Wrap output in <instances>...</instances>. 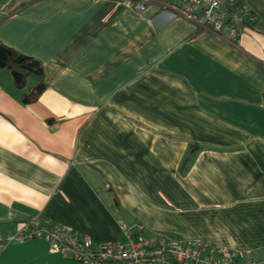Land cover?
Wrapping results in <instances>:
<instances>
[{"label":"crops","instance_id":"obj_1","mask_svg":"<svg viewBox=\"0 0 264 264\" xmlns=\"http://www.w3.org/2000/svg\"><path fill=\"white\" fill-rule=\"evenodd\" d=\"M175 1L0 0V42L45 86L24 105L0 71V234L37 217L94 243L128 231L264 259V0H242L234 42ZM0 264L76 263L33 239Z\"/></svg>","mask_w":264,"mask_h":264},{"label":"built area","instance_id":"obj_2","mask_svg":"<svg viewBox=\"0 0 264 264\" xmlns=\"http://www.w3.org/2000/svg\"><path fill=\"white\" fill-rule=\"evenodd\" d=\"M124 5L132 12L143 10L142 3ZM174 16H181L217 36L226 32L227 42L243 33L253 15L242 0H176L166 5ZM141 229V227H138ZM125 241L94 243L70 227L49 225L37 217L21 223L16 231L0 234V251L11 243L42 239L48 250L76 264H264L252 261L246 252H232L223 246L197 239L176 241L157 234L151 239L124 233Z\"/></svg>","mask_w":264,"mask_h":264},{"label":"trees","instance_id":"obj_3","mask_svg":"<svg viewBox=\"0 0 264 264\" xmlns=\"http://www.w3.org/2000/svg\"><path fill=\"white\" fill-rule=\"evenodd\" d=\"M113 2H124L126 0H109ZM132 5L139 0H127ZM14 9L8 14L14 13ZM246 25V24H245ZM5 70L9 73L13 87L21 92L20 102L24 105L34 102L44 90L42 82L43 71L40 63L30 57L24 56L17 51L3 45L0 42V71ZM34 78L36 83L30 89H27V79ZM193 148L185 155L180 171H183L192 155Z\"/></svg>","mask_w":264,"mask_h":264},{"label":"rangeland","instance_id":"obj_4","mask_svg":"<svg viewBox=\"0 0 264 264\" xmlns=\"http://www.w3.org/2000/svg\"><path fill=\"white\" fill-rule=\"evenodd\" d=\"M33 83V80L31 78H29L28 80V86H30Z\"/></svg>","mask_w":264,"mask_h":264}]
</instances>
